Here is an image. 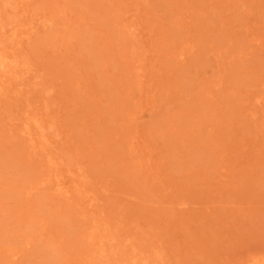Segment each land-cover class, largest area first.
Here are the masks:
<instances>
[{
    "label": "rangeland",
    "instance_id": "obj_1",
    "mask_svg": "<svg viewBox=\"0 0 264 264\" xmlns=\"http://www.w3.org/2000/svg\"><path fill=\"white\" fill-rule=\"evenodd\" d=\"M264 258V0H0V264Z\"/></svg>",
    "mask_w": 264,
    "mask_h": 264
},
{
    "label": "bare ground",
    "instance_id": "obj_2",
    "mask_svg": "<svg viewBox=\"0 0 264 264\" xmlns=\"http://www.w3.org/2000/svg\"><path fill=\"white\" fill-rule=\"evenodd\" d=\"M250 264H264V258H256Z\"/></svg>",
    "mask_w": 264,
    "mask_h": 264
}]
</instances>
